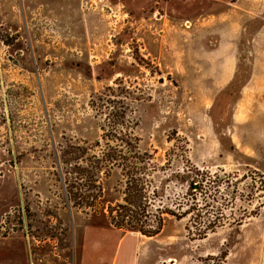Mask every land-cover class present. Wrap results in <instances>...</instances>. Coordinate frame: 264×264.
I'll list each match as a JSON object with an SVG mask.
<instances>
[{"label": "rangeland", "instance_id": "rangeland-1", "mask_svg": "<svg viewBox=\"0 0 264 264\" xmlns=\"http://www.w3.org/2000/svg\"><path fill=\"white\" fill-rule=\"evenodd\" d=\"M258 97L264 0H0V264H264ZM113 115L154 156L152 210L176 206L191 166L215 231L165 215L147 236L75 205L65 153L117 146ZM100 180L104 205L121 202L124 172Z\"/></svg>", "mask_w": 264, "mask_h": 264}, {"label": "trees", "instance_id": "trees-1", "mask_svg": "<svg viewBox=\"0 0 264 264\" xmlns=\"http://www.w3.org/2000/svg\"><path fill=\"white\" fill-rule=\"evenodd\" d=\"M118 124L117 118H114L113 115L109 133L119 142L117 146L109 144L107 148L96 150L93 153H89L88 147L76 146L75 151L79 155L78 159L76 156L67 158L69 152L66 151L65 159L69 162L73 161V166L67 170L64 180L68 185L70 199L75 205L89 208L95 212H99L102 207L114 227L139 231L147 236L155 235L162 230L165 215L178 220L189 218L188 223L190 224H188L187 230L194 238H204L215 231L224 216L219 214L212 220H205L206 213L203 214V209L208 206L207 175L200 170H193L191 166L185 168L183 174L180 175L182 180L188 182V189L179 195L175 203L176 206L174 208L164 206L152 210L154 204L149 188H147V181L148 177L152 175L149 170V162L154 159V156L139 149V140L133 133L117 136L114 132L117 131ZM98 144L99 142L94 146ZM70 164L72 165V163ZM117 169L124 172L126 179L124 197L121 202L109 201L104 205L105 201L102 199L104 188L100 179L107 178ZM76 183L79 187L86 188H76ZM197 201L205 206L193 216L191 214L197 209ZM238 221L241 222V219ZM227 256L228 253L224 252L220 255H210L208 259L217 261L216 264H225Z\"/></svg>", "mask_w": 264, "mask_h": 264}, {"label": "crops", "instance_id": "crops-1", "mask_svg": "<svg viewBox=\"0 0 264 264\" xmlns=\"http://www.w3.org/2000/svg\"><path fill=\"white\" fill-rule=\"evenodd\" d=\"M261 88V87H260ZM258 99V100H257ZM252 101H256V105H258L259 107L255 109H253L251 112L252 115H257V124H255V122L252 123L251 125V130L253 128H256L257 129V133H255L254 131L250 134L253 138L257 137L258 138V141H257V146L260 147V146H263L264 147V97H258L256 98L255 100L252 99ZM255 104V103H254ZM248 108L247 105H244V108H242V110H239L242 112V115L245 113L243 111H246ZM254 111H256V113H254ZM251 139V140H252ZM254 145V143H253ZM255 152V150H254ZM256 152H262L264 153V149L263 148H258L256 150ZM256 242L255 243H259L260 244V247L263 249L264 248V240H255ZM262 263V262H261ZM254 264V263H253ZM260 264V263H259ZM263 264V263H262Z\"/></svg>", "mask_w": 264, "mask_h": 264}]
</instances>
